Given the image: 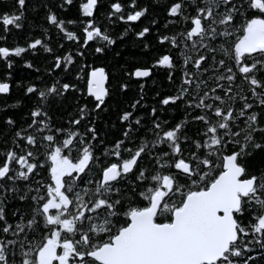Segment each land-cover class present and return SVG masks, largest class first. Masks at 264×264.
I'll return each mask as SVG.
<instances>
[{
	"label": "trees",
	"instance_id": "trees-1",
	"mask_svg": "<svg viewBox=\"0 0 264 264\" xmlns=\"http://www.w3.org/2000/svg\"><path fill=\"white\" fill-rule=\"evenodd\" d=\"M252 1L0 0V264H37L54 234L69 264H96L87 254L153 195L154 223L169 224L232 154L254 186L214 264H264V52L236 51L248 22L264 25V0ZM96 68L100 102L86 94ZM54 152L86 162L62 176L65 205L49 221Z\"/></svg>",
	"mask_w": 264,
	"mask_h": 264
},
{
	"label": "water",
	"instance_id": "water-1",
	"mask_svg": "<svg viewBox=\"0 0 264 264\" xmlns=\"http://www.w3.org/2000/svg\"><path fill=\"white\" fill-rule=\"evenodd\" d=\"M219 1L229 3L232 0ZM92 3L90 0V6ZM253 3L258 5L259 1L253 0ZM192 31L198 33L197 21ZM258 50L264 52V45H259ZM148 75V70L133 73L136 79ZM106 84L104 70L93 69L87 76L86 94L100 102L107 93ZM8 88V84L0 83V95L7 94ZM179 168L187 172L185 164H180ZM117 173V167H108L101 175V183L113 181ZM253 186L254 178H243L236 155L226 156L217 178L207 189L188 194L181 207L173 211L169 224L153 221L162 198L157 193L146 209L128 216V225L110 243L89 252L87 257L97 264H214L236 242L233 215L239 209L240 198L250 193Z\"/></svg>",
	"mask_w": 264,
	"mask_h": 264
},
{
	"label": "rangeland",
	"instance_id": "rangeland-1",
	"mask_svg": "<svg viewBox=\"0 0 264 264\" xmlns=\"http://www.w3.org/2000/svg\"><path fill=\"white\" fill-rule=\"evenodd\" d=\"M259 45H264V28L259 20H251L248 22L245 28L243 37L236 45V51L238 54L254 52ZM52 162V191L50 198L44 206V211L47 214L48 220L52 218L48 216L50 209H59L65 205V200L60 192L61 178L65 174L78 172L85 164V159L78 163H71L65 158L61 157L58 153L54 152L51 155ZM168 183L165 187H168ZM163 191H158L161 194ZM262 226V224H260ZM69 244L58 243L57 236L54 234L48 238L42 248L37 254V264H69L67 261V249ZM59 251V252H58Z\"/></svg>",
	"mask_w": 264,
	"mask_h": 264
},
{
	"label": "flooded vegetation",
	"instance_id": "flooded-vegetation-1",
	"mask_svg": "<svg viewBox=\"0 0 264 264\" xmlns=\"http://www.w3.org/2000/svg\"><path fill=\"white\" fill-rule=\"evenodd\" d=\"M252 5L254 6V7H259L260 6V2H259V4L258 5H255L254 3H253V1H252ZM252 20H259L260 21V19H252ZM261 23H262V21H260ZM262 25H263V23H262ZM263 28H264V25H263ZM193 33V32H192ZM255 51H258V48H257V50H255ZM164 63H167V60L165 59L164 60ZM160 194V193H159ZM161 196H163V192L161 193ZM128 223H129V221H128ZM111 242V241H110ZM109 242V243H110ZM97 264V263H96Z\"/></svg>",
	"mask_w": 264,
	"mask_h": 264
}]
</instances>
